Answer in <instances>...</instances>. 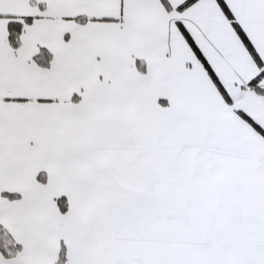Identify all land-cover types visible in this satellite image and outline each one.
Wrapping results in <instances>:
<instances>
[{
  "label": "snow or ice",
  "instance_id": "1",
  "mask_svg": "<svg viewBox=\"0 0 264 264\" xmlns=\"http://www.w3.org/2000/svg\"><path fill=\"white\" fill-rule=\"evenodd\" d=\"M0 264H264V0H0Z\"/></svg>",
  "mask_w": 264,
  "mask_h": 264
}]
</instances>
